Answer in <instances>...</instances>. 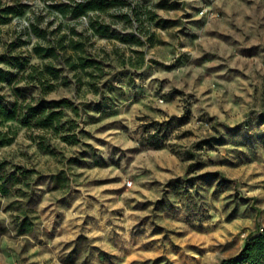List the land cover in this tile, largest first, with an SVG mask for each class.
<instances>
[{"label": "rangeland", "instance_id": "1", "mask_svg": "<svg viewBox=\"0 0 264 264\" xmlns=\"http://www.w3.org/2000/svg\"><path fill=\"white\" fill-rule=\"evenodd\" d=\"M0 69L77 137L0 121V264H220L264 230V0H0Z\"/></svg>", "mask_w": 264, "mask_h": 264}, {"label": "trees", "instance_id": "2", "mask_svg": "<svg viewBox=\"0 0 264 264\" xmlns=\"http://www.w3.org/2000/svg\"><path fill=\"white\" fill-rule=\"evenodd\" d=\"M88 4H79L76 15L86 13L88 8L91 7ZM85 62L84 64H89L88 61ZM5 81H7V73L3 69H0V90ZM67 107H70V103L66 99L60 101L45 99H32L29 101L26 99L9 100L0 91L1 122L15 121L27 128L39 127L48 131H54L57 134H61V138L64 141L72 142L77 137L75 134L68 133V129H66L67 125L73 123V120H64L65 109ZM15 134L14 130H0V144H10L14 140ZM150 142L156 145V142ZM262 258H264V230L261 232L258 229L257 235L246 240L238 255L224 259L220 264H257Z\"/></svg>", "mask_w": 264, "mask_h": 264}, {"label": "crops", "instance_id": "3", "mask_svg": "<svg viewBox=\"0 0 264 264\" xmlns=\"http://www.w3.org/2000/svg\"><path fill=\"white\" fill-rule=\"evenodd\" d=\"M207 34L208 35V32L206 31V30H204V34ZM203 34V35H204ZM205 34V35H206ZM214 38H212V39H214V40H216L215 38H216V36H213ZM222 40V39H221ZM215 42H218V41H215ZM212 44V43H211ZM214 44V43H213ZM210 53H212L213 55H215L217 52H216V50H213V51H210V50H208ZM222 53V52H221ZM224 54V53H223ZM227 54V53H226Z\"/></svg>", "mask_w": 264, "mask_h": 264}, {"label": "built area", "instance_id": "4", "mask_svg": "<svg viewBox=\"0 0 264 264\" xmlns=\"http://www.w3.org/2000/svg\"><path fill=\"white\" fill-rule=\"evenodd\" d=\"M201 13L204 14V13H206V11L205 10H202Z\"/></svg>", "mask_w": 264, "mask_h": 264}]
</instances>
